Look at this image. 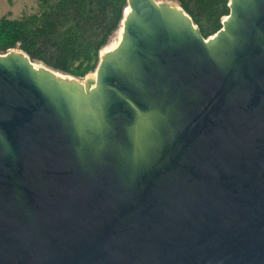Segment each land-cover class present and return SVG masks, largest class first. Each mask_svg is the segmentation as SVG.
Masks as SVG:
<instances>
[{
	"label": "water",
	"instance_id": "95a60500",
	"mask_svg": "<svg viewBox=\"0 0 264 264\" xmlns=\"http://www.w3.org/2000/svg\"><path fill=\"white\" fill-rule=\"evenodd\" d=\"M229 6L127 0L84 84L0 53V264H264V0Z\"/></svg>",
	"mask_w": 264,
	"mask_h": 264
},
{
	"label": "trees",
	"instance_id": "16d2710c",
	"mask_svg": "<svg viewBox=\"0 0 264 264\" xmlns=\"http://www.w3.org/2000/svg\"><path fill=\"white\" fill-rule=\"evenodd\" d=\"M207 38L223 26L230 0H173ZM35 11L0 15V53L25 52L33 62L76 78L96 70L119 29L127 0H35Z\"/></svg>",
	"mask_w": 264,
	"mask_h": 264
},
{
	"label": "rangeland",
	"instance_id": "374dc122",
	"mask_svg": "<svg viewBox=\"0 0 264 264\" xmlns=\"http://www.w3.org/2000/svg\"><path fill=\"white\" fill-rule=\"evenodd\" d=\"M35 9H36L35 0H0V15H7L9 17H18L24 14H29L35 11ZM121 31H122V24L120 25L119 29L115 32V34L112 36L111 40L109 41L105 49L103 50L109 51L118 44L121 36ZM14 50L19 51V49H14ZM36 64L44 65L43 63H36ZM76 79H78V81L82 84H84L86 81L93 82V80H95V71L87 74L82 78H76Z\"/></svg>",
	"mask_w": 264,
	"mask_h": 264
},
{
	"label": "bare ground",
	"instance_id": "6f19581e",
	"mask_svg": "<svg viewBox=\"0 0 264 264\" xmlns=\"http://www.w3.org/2000/svg\"><path fill=\"white\" fill-rule=\"evenodd\" d=\"M129 9V8H128ZM128 9H126V12L128 11ZM105 49V48H104ZM109 49V48H108ZM105 52V51H107V50H102V52ZM36 66H40V64H36Z\"/></svg>",
	"mask_w": 264,
	"mask_h": 264
}]
</instances>
